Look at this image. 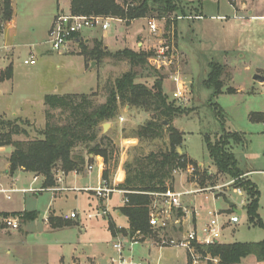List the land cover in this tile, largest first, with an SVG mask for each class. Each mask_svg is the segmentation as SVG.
<instances>
[{
    "label": "rangeland",
    "instance_id": "374dc122",
    "mask_svg": "<svg viewBox=\"0 0 264 264\" xmlns=\"http://www.w3.org/2000/svg\"><path fill=\"white\" fill-rule=\"evenodd\" d=\"M192 1L182 0L185 13L178 12L177 16L170 19V22L155 19L161 33L151 32L148 26V21L151 19H138L130 24L123 21H111L110 28L106 31L93 28L86 29L82 33L91 39L88 45L90 50L103 43L104 50L111 54L126 48L135 52L153 53L152 57L160 59L161 67L158 69L157 65L149 59L148 66L144 69L134 68L137 72L136 82L151 87L154 82L162 79L164 92L170 101L173 100L172 93L176 88L172 75L179 74L186 82L191 101L187 106L180 107L186 114L178 117L174 121V126L185 133L184 151L181 148H178V151L182 150L198 164V168L194 167L199 174L190 173L187 169L178 170L177 174H174L173 190L185 193L194 191L196 188L198 190L213 188L212 191L187 194L182 197L184 206L192 212L195 210L198 224L208 218L209 212H217L221 214L219 218L221 243H259L264 240V229L249 221L246 192L244 191V196L240 197L233 192L231 185L227 186L233 179L219 173L212 163L205 136L210 135L215 141L222 135L223 127L226 132H239L245 136V143L235 144L231 141L226 148L234 153L241 168L254 171L241 179L250 180L251 178L261 192L258 214L264 223V175L260 173L264 171V125L253 123L249 118L251 113H264V83L254 80L256 74L264 76V23L256 20L245 26L235 21L237 19L234 17L233 6L236 7L241 0ZM249 1L257 3L260 1L264 10V0ZM252 2L249 3V8H253ZM201 4H204L205 14L209 16L219 14L228 19L221 21L209 17L203 21H197L201 20L197 18L201 15L193 9ZM12 6L16 21L14 31L16 42H14V48L0 50V72H4L7 68L5 66L12 62L14 73L11 80L0 83V120L14 123L17 121L19 127L27 130L28 136H15L14 139L25 142L41 137L40 132L47 122L45 105L47 95H93L95 103H102L105 101L104 88L132 70V67L129 62H119L111 55L101 61L83 55L81 54L82 44L72 45L67 54L52 51L47 43L48 29L55 14L69 13L70 0H12ZM237 18L245 19L246 16ZM193 24L201 25L202 30L197 27L194 30L191 27ZM5 25H3L4 28ZM162 50L164 56L159 53ZM31 53H34L36 66L24 65V60ZM165 60L166 62L172 60V62L165 66L163 64ZM211 63L224 67L223 94L212 101L208 97L212 91L203 84L210 72ZM216 105L219 109H216ZM126 107L120 106L118 116L112 122L105 123L110 124L106 130L103 127L105 124L101 126L100 136L108 135V140L118 150L117 165L113 166V160L109 165V168L114 170L111 182L120 167L124 169L126 163L134 160L135 157L165 150L168 146L167 131L161 140L140 143L135 138L137 144L132 147L130 142L123 143V138L129 139L127 137L133 136L135 131L150 118V115L142 111L129 107L127 110ZM218 112L221 117H218ZM54 115L57 120L65 118L61 116L60 111H55ZM12 152L13 148L7 147L6 151L0 152V158L11 156ZM206 164L209 166L206 167ZM204 170L214 176L213 182H207L204 187L196 186L193 181L194 175H197L199 179ZM87 171L89 172L88 169ZM31 179L32 177L23 175L19 186H29ZM40 184L41 181L37 185ZM67 194L68 197L58 200L57 206L63 207L66 211L77 208L84 224H94L97 219L85 221L86 211L89 209L87 193H75L79 194L78 200L73 199L72 193ZM228 202L234 203L236 208H230ZM28 204L32 205L30 202ZM111 204H123L118 194L114 195ZM46 205L45 199L41 200L42 216ZM234 209L243 211L240 223L236 225L229 222L230 217L235 214ZM239 215L242 214L239 213ZM99 220L103 221L102 218ZM23 229L33 231L31 226L27 228L24 226ZM172 231L166 232V238L180 239L183 235L180 232H178L179 235H173ZM22 232L21 226L18 231H12L6 227L0 230V264H21L17 249L3 242H16L18 236H22ZM27 237L30 243L37 240L34 232H29ZM166 248L170 252H178L183 259L188 253L180 248ZM133 249L135 256L138 257L141 254V248ZM124 255H129V248L125 249ZM30 260V264H45L43 254L40 256L32 254ZM253 260L252 257H248L244 260V264H254ZM23 262L27 264V258Z\"/></svg>",
    "mask_w": 264,
    "mask_h": 264
},
{
    "label": "trees",
    "instance_id": "16d2710c",
    "mask_svg": "<svg viewBox=\"0 0 264 264\" xmlns=\"http://www.w3.org/2000/svg\"><path fill=\"white\" fill-rule=\"evenodd\" d=\"M185 13L182 0H70V13L81 16H104L119 19L127 24L138 19H170L178 13ZM14 11L12 0H0V31L4 24L13 19ZM177 16V15H176ZM83 50L81 54L101 61L111 55L119 62H129L132 70L123 74L112 84L104 88L105 101L95 103L93 95H47L46 125L40 132V138L32 141H17L15 136H28L27 130L22 129L13 121L0 120V148L12 147L13 152L9 158L10 173L24 170L43 178V188L49 189L56 186L55 171L60 168L64 173L81 172L84 170L90 156H100L104 159L106 168L102 175L103 183L112 188L111 178L114 170L109 168L117 165L118 150L108 140V135L100 136L101 126L112 122L119 114L120 106L134 108L150 115L149 120L141 125L133 135L140 143L161 140L168 132V146L165 150L151 152L146 156L135 157L126 163L125 181L117 189L125 192L128 199L119 209L121 215L129 221V229H118L110 221L109 229L115 237L123 234L133 237L137 232L142 235V241L148 238H158L159 234L150 226V214L155 201V194L173 191L174 172L186 170L189 165L198 168V164L183 152L185 133L174 126V121L186 114L177 106L174 100L170 101L164 92L163 80H157L149 87L137 83V72L134 68L144 69L148 66L153 53L135 52L129 48L111 54L104 50V44L89 49L81 41ZM224 67L211 63L210 72L203 81L204 86L212 91L211 101L223 94L224 83L222 76ZM13 65H9L4 72H0V83L11 80ZM230 91V90H229ZM219 106L216 105V109ZM55 111H60L63 120H57ZM218 117H221L219 112ZM216 115V116H217ZM250 121L264 124V113H251ZM19 121V120H18ZM165 122L167 125H165ZM222 125V123H221ZM243 144L246 138L239 132H226L222 128V135L213 141L210 135L205 136L208 155L212 163L221 174L234 180L233 188L243 189L247 196V210L251 224L264 229L259 214L260 192L257 186L249 179L242 180L248 171L240 167L234 153L227 150L229 143ZM178 148L183 151L179 153ZM195 174H199L196 170ZM214 176L204 170L197 183L206 186L213 182ZM194 181V180H193ZM4 217L19 218L21 222H31L37 219L36 211L23 213H0ZM49 222L53 227L69 226L60 218L50 217ZM4 228L0 222V230ZM213 258L219 259L220 264H241L248 257L255 258L257 264H264V240L259 243H232L222 244L217 242L210 246L209 251Z\"/></svg>",
    "mask_w": 264,
    "mask_h": 264
},
{
    "label": "crops",
    "instance_id": "0c3cea01",
    "mask_svg": "<svg viewBox=\"0 0 264 264\" xmlns=\"http://www.w3.org/2000/svg\"><path fill=\"white\" fill-rule=\"evenodd\" d=\"M192 2H195V0H193ZM251 2L249 0H241L237 3L236 7L233 6V8L235 9L234 17L237 19L233 20L241 22L245 26L247 24H251L252 21L256 20H261L264 23V10H262V3L260 1H258V3L256 1H253V8H249V3ZM201 5L193 9L194 11L198 12L197 14L203 17V19L197 21H203L209 17H211V19H218L217 17H222L219 14L210 16L208 14H205L203 12L205 9L203 6L204 4ZM68 12H70V10ZM59 13L61 12H58L54 15L53 20ZM241 16H246V18H237ZM51 26L49 27L48 32ZM191 27L194 28V30L195 27H197L199 30H202L201 25L194 26L193 24L191 25ZM15 30L16 21L13 16V19L5 25L3 37L0 40V45L6 48L3 50H9L10 48H14V42H16V32H14ZM78 40L80 41L78 42ZM81 41H84L86 45H89L91 43L90 37L87 35H83V33H81L79 35V38L77 39L78 45ZM106 47L107 46H105V48ZM11 64L13 65V63L10 62L5 67H8ZM211 96L212 93H209L208 97L211 98ZM126 109L128 110V107H126ZM127 138L129 139L123 138V143L130 142L131 147L132 145L137 144V140L133 136ZM6 148L7 147L0 148V152L6 151ZM9 158L10 155L6 156L5 158H0V213L11 214L23 213L25 211H36L38 213L37 219L31 222L23 223L18 218L19 225L22 227L23 231L22 236H18V240L14 243L6 241L3 242L9 243V245L12 246L15 250L17 249V254H19L21 258V264H24L23 260L26 258L27 264H30V257L32 256V254L34 256H40V254H43L45 257V264H108L110 259L115 256V252L112 249V244L115 242V240L118 237H121L126 241L129 240V236L123 234H118L114 237L109 229L110 221H112L118 229H129L128 219L125 216L121 215V213L119 212V209L125 205L126 199L125 192L117 189V186L122 184L126 178L125 171L122 166L120 167L117 175L112 181V186L115 191L110 195V198L108 200H104L98 198L93 192L94 189L102 186L103 184L102 175L106 168V165L104 159L100 156L95 157L91 155V161H87L83 171L65 173V175L61 177V182L56 181L55 187L45 189L41 192H32L30 191V189L42 188L43 178L41 176H37L33 173H29L24 170H18L14 174H11L9 170ZM89 165L93 166V170L90 172L87 171ZM199 166H201V164ZM207 166H209V164H206V167ZM247 171V174H252L254 172L252 170ZM61 172L62 170L58 168L55 171V176H60ZM21 174L22 176H20ZM23 175H28L32 177L29 186H19L21 177H23ZM35 178H37L36 181ZM250 180L252 181L251 178ZM40 181L41 184L37 185ZM81 192L87 193L89 205V209L88 211H86L85 221H87V219H97L94 224H84L83 219L80 218V214L78 213L77 208H73L69 211H66L63 207L57 206L58 200H61L62 197H68L67 193H72L71 195H73V199L78 200L79 194L75 193L81 194ZM115 194H118L120 196V200L123 204H111ZM43 199H45L47 205L42 216V209H40V203ZM29 202L32 205H29ZM104 210L107 211V214L105 215L102 214ZM234 211L238 214L241 213L243 215L242 210L234 209ZM72 212L77 213V218L72 220H65L64 216ZM90 215H92V217H89ZM52 216L60 218L63 224L68 223L69 226L53 227L49 222V218ZM190 217L191 216L187 218L188 223L184 224L183 228H175L172 231L173 235H179L178 232L182 234L181 229H183V231H186L192 226L200 228L208 220V218H206L201 224H198L197 216L193 214L191 219L192 224H190ZM99 218H102L103 221L100 222ZM20 226L15 231H18L20 229ZM24 226L26 228L30 226L33 227V231L24 230ZM29 232H34L37 238L36 242L30 243L28 241L27 236ZM86 239L87 241H85ZM158 242L159 238H148L142 241V243L134 245L133 247L127 246V248H129V255L127 257H132L134 258V260L143 262L144 264H191L190 258L188 257V253L187 256H185V259H183L182 256L178 254V252H170L168 248L159 249ZM136 247L141 248V254L138 255V257H136L134 254L133 248ZM252 259H254V264H257L255 258L252 257ZM244 260L241 264H244ZM201 263L220 264L219 259L218 261L209 259L202 260L199 264Z\"/></svg>",
    "mask_w": 264,
    "mask_h": 264
},
{
    "label": "built area",
    "instance_id": "2783aa9c",
    "mask_svg": "<svg viewBox=\"0 0 264 264\" xmlns=\"http://www.w3.org/2000/svg\"><path fill=\"white\" fill-rule=\"evenodd\" d=\"M208 1V0H203ZM216 1V0H215ZM198 19H203L202 16L197 17ZM219 20H226V17H217ZM149 20V19H148ZM165 21V19H163ZM111 21L122 22L119 19L104 17V16H81V15H73L69 13H59L56 15L52 22V26L48 32V41L47 43L50 45L52 51L57 52L59 54H67L69 53L71 46L78 45L77 39L79 35L86 29L100 28L104 31L110 28ZM149 29L152 33H161L162 31L157 27L155 19H151L148 21ZM3 37V32L0 31V40ZM6 49L5 47L0 45V50ZM160 55L164 56V51L159 52ZM160 58V57H159ZM151 62H154L159 69L161 67L160 59L155 57L150 58ZM172 60L164 61V65L171 64ZM37 61L33 54H30L27 59L24 60V65L26 66H35ZM172 80L176 86L175 90L172 93V99L176 102L177 106L185 107L191 101V95L188 85L185 81L181 79L179 74L173 76ZM123 119L121 118V121ZM89 172L93 170V166H88ZM188 172L194 173L196 169L193 165H189L187 167ZM178 170L174 172L177 174ZM264 174V172H260ZM65 173L62 171L60 176H55L57 182L62 181V176ZM198 176L194 175V183L196 186H199L197 183ZM37 178H35V181ZM234 183L232 180L227 186ZM196 188V187H195ZM213 188L207 189H197L194 191H187L185 193L182 192H166L162 194H155V201L152 205V210L150 214V226L151 228L159 234V249H163L166 247H175L184 249L188 252L191 264H199L202 260H216L210 254L203 253V249L205 247L212 246L213 244L219 242L221 238V226L219 224V218H221V214L217 212H209L207 222L200 228L196 226H192L190 229L186 231H182V237L180 239H168L165 234L167 231L174 230L175 228L180 229L183 228L184 224L188 223L187 218L189 216V223L192 224V216L195 214L192 210L187 209L186 206L182 203V197L187 194H193L204 191H212ZM45 188L39 189H30L32 192H41L44 191ZM88 190V189H87ZM115 191L114 188L109 187L105 183L102 186L93 190L95 195L98 198L108 200L110 195ZM233 192L240 197L244 196V190L241 188H233ZM128 203V199H125V204ZM247 204V203H246ZM236 208V207H235ZM177 212V213H176ZM235 212V211H234ZM181 213V214H180ZM102 214H107V211H103ZM243 215H239L237 212L233 214L229 222L231 224H239L240 218ZM89 217H92L90 215ZM77 218V213L72 212L68 215L64 216L65 220H72ZM0 222L4 227L10 230H17L19 228V219L15 217H4L0 219ZM202 228V229H201ZM201 229V230H200ZM142 243V235L140 232H137L133 237H129V240L118 237L115 242L112 244V249L115 252V256L112 257L108 264H144L143 262L135 261L132 257H127L124 255V251L129 247H133L134 245H138Z\"/></svg>",
    "mask_w": 264,
    "mask_h": 264
},
{
    "label": "water",
    "instance_id": "95a60500",
    "mask_svg": "<svg viewBox=\"0 0 264 264\" xmlns=\"http://www.w3.org/2000/svg\"><path fill=\"white\" fill-rule=\"evenodd\" d=\"M79 41H80V40H78V42H79ZM106 48H107V47H106ZM254 80H255L256 82H259V83H264V77H263V76H260V75H258V74H256V75L254 76ZM165 125H167L166 122H165ZM108 126H110V124H105V125L103 126V127H104V130H106ZM179 153L182 154V150H179ZM228 205H229L230 208H235V204H234V203H230V202H228ZM203 250H204L205 252H208V251H209V247H205Z\"/></svg>",
    "mask_w": 264,
    "mask_h": 264
}]
</instances>
